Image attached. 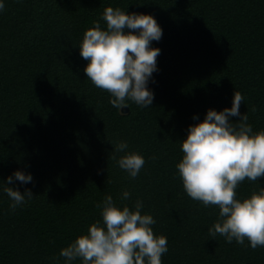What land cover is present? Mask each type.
<instances>
[{"label":"trees","instance_id":"trees-1","mask_svg":"<svg viewBox=\"0 0 264 264\" xmlns=\"http://www.w3.org/2000/svg\"><path fill=\"white\" fill-rule=\"evenodd\" d=\"M107 5L151 13L163 28L152 42L161 52L151 106L129 101L120 112L83 70L79 41ZM235 89L244 95L240 112L264 129V0H5L0 264H64L60 249L99 218L106 194L118 200L125 188L132 195L124 203L142 198L154 233L167 236L163 264H264V247L211 237L218 207L191 198L175 167L193 114L202 120L210 107H231ZM120 140L145 157L135 178L116 162ZM14 169L32 173L33 181L12 186L34 196L13 212L2 189ZM258 180L264 185V176ZM259 182L246 178L237 193L247 196Z\"/></svg>","mask_w":264,"mask_h":264},{"label":"clouds","instance_id":"clouds-1","mask_svg":"<svg viewBox=\"0 0 264 264\" xmlns=\"http://www.w3.org/2000/svg\"><path fill=\"white\" fill-rule=\"evenodd\" d=\"M4 7L5 0H0V10ZM162 36L163 28L153 14L112 5L105 6L101 19L85 29L78 44L80 55L87 60L83 70L95 86L110 93L109 102L120 112L129 101L141 107L152 105L154 91L149 82L158 71L161 52L152 42ZM241 101L244 95L235 89L231 107L219 111L210 107L202 120L193 114L197 122L189 124L187 135L180 139L182 156L175 167L191 198L205 207H218V219L208 228L211 237L219 233L228 243L255 249L264 247V185L258 180L264 176V129H253L246 112H240ZM114 151L124 153L116 160L118 166L129 177H137L145 157L129 150L127 140L118 141ZM246 178L259 182L258 187L240 196L237 188ZM6 180L2 190L14 212L34 194L30 188L21 191L12 185L17 181L27 184L33 175L14 169ZM131 195L125 188L119 202L109 193L97 203L99 218L60 249L64 264L76 260L80 264H163L167 236L154 233L157 221L151 213H142V198L137 197L131 206L124 203Z\"/></svg>","mask_w":264,"mask_h":264},{"label":"water","instance_id":"water-1","mask_svg":"<svg viewBox=\"0 0 264 264\" xmlns=\"http://www.w3.org/2000/svg\"><path fill=\"white\" fill-rule=\"evenodd\" d=\"M127 111H128V108L124 106V107L122 108V112H127Z\"/></svg>","mask_w":264,"mask_h":264},{"label":"rangeland","instance_id":"rangeland-1","mask_svg":"<svg viewBox=\"0 0 264 264\" xmlns=\"http://www.w3.org/2000/svg\"><path fill=\"white\" fill-rule=\"evenodd\" d=\"M124 181H125V183H128V182H126V178H125V180H124Z\"/></svg>","mask_w":264,"mask_h":264}]
</instances>
